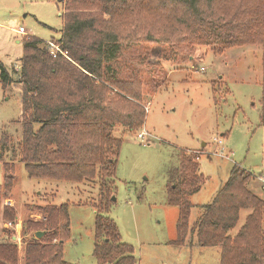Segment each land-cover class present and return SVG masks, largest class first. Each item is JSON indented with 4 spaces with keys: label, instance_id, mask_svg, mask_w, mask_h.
<instances>
[{
    "label": "rangeland",
    "instance_id": "obj_1",
    "mask_svg": "<svg viewBox=\"0 0 264 264\" xmlns=\"http://www.w3.org/2000/svg\"><path fill=\"white\" fill-rule=\"evenodd\" d=\"M141 3L122 9L118 27L123 33L159 29L151 27L159 21L142 17ZM63 11L60 0H0V63L10 78L17 75L23 36L59 39ZM19 26L26 32H16ZM189 45L121 43L113 66L120 79L140 83L139 103L146 113L142 127L150 135L141 141L137 134L143 128L134 133L114 127L121 146L115 174L104 190L97 178L74 183L28 177L18 158L20 86L3 85L0 69V184L6 176L13 180L9 195L0 200V243L14 246L15 264H23L24 239L33 232L23 237L24 222L44 221L37 208L45 205H67L69 235L63 242V259L96 264L94 223L101 199L107 206L99 213L113 220L120 241L133 247L136 264H219L220 248L198 246L194 235L188 234L183 245L173 243L179 211L168 203V185L177 181L180 153L198 155L195 162L203 182L189 198L188 232L199 206L211 201L233 166L250 173L246 189L264 200L259 181L264 175L263 48L246 44L216 52ZM4 133L6 145L1 142ZM3 207L9 208L12 219L2 217ZM250 212L240 210L233 234ZM9 221L12 227H4ZM261 227L264 231V214Z\"/></svg>",
    "mask_w": 264,
    "mask_h": 264
},
{
    "label": "trees",
    "instance_id": "obj_2",
    "mask_svg": "<svg viewBox=\"0 0 264 264\" xmlns=\"http://www.w3.org/2000/svg\"><path fill=\"white\" fill-rule=\"evenodd\" d=\"M64 8L59 44L66 56H52L47 41L24 35L15 78L0 63L2 83L20 86L21 120L18 158L29 178L84 183L98 179L104 190L116 171L121 140L113 135L122 126L137 133L145 111L142 90L135 80L120 79L113 64L124 40L209 47L222 52L246 44L262 45L261 117L264 119V0H60ZM142 2V17L159 21V29L145 34L123 33L118 24L126 6ZM139 12V11H138ZM108 16L105 19L104 16ZM141 30V29H140ZM144 36V38H141ZM189 45V46H190ZM8 136L1 142L7 144ZM198 155L180 153L179 175L168 185L167 200L178 208L176 238L183 245L188 234L201 247H219V264H264V200L246 189L250 173L237 166L188 232L190 196L203 182ZM12 176L0 184V200L9 195ZM94 223L93 257L96 264H136L133 247L120 241L113 220L99 212ZM249 208L234 234L241 209ZM45 220L24 222L23 264H70L63 259L69 235L67 205L37 208ZM2 217L12 219L9 208ZM11 222V221H9ZM36 231H44L35 238ZM13 245L0 243V264H15Z\"/></svg>",
    "mask_w": 264,
    "mask_h": 264
},
{
    "label": "built area",
    "instance_id": "obj_3",
    "mask_svg": "<svg viewBox=\"0 0 264 264\" xmlns=\"http://www.w3.org/2000/svg\"><path fill=\"white\" fill-rule=\"evenodd\" d=\"M16 32H18V33H21V34H23V33H25L26 31H25V29L23 28V27H21V26H19L17 29H16ZM47 44H48V46H49V48H50V53L52 54V56H56V54H61V55H63V56H66V52L65 51H63L61 48H60V46H59V44H56V43H54V42H52V41H47ZM201 69H203V68H201ZM150 134L148 133V132H146L144 129H142L138 134H137V137H138V139H140L141 141H146L147 140V136H149ZM219 143H220V141H218ZM259 181H260V183H261V189L262 190H264V175H261L260 177H259ZM9 226H8V225ZM4 227H12L11 226V222H7L5 225H4Z\"/></svg>",
    "mask_w": 264,
    "mask_h": 264
},
{
    "label": "water",
    "instance_id": "obj_4",
    "mask_svg": "<svg viewBox=\"0 0 264 264\" xmlns=\"http://www.w3.org/2000/svg\"><path fill=\"white\" fill-rule=\"evenodd\" d=\"M112 198H114V197H112ZM43 234H44V231H36L34 236H35V238L39 239L42 237Z\"/></svg>",
    "mask_w": 264,
    "mask_h": 264
},
{
    "label": "crops",
    "instance_id": "obj_5",
    "mask_svg": "<svg viewBox=\"0 0 264 264\" xmlns=\"http://www.w3.org/2000/svg\"><path fill=\"white\" fill-rule=\"evenodd\" d=\"M61 14H62V13H61ZM61 14H60V15H61ZM17 42H18V41H17ZM142 128H143V127H142ZM143 129H144V128H143ZM144 130H145V129H144ZM145 131H146V130H145Z\"/></svg>",
    "mask_w": 264,
    "mask_h": 264
}]
</instances>
